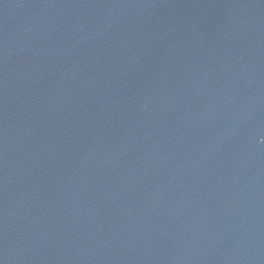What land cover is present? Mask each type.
<instances>
[{"label": "water", "instance_id": "obj_1", "mask_svg": "<svg viewBox=\"0 0 264 264\" xmlns=\"http://www.w3.org/2000/svg\"><path fill=\"white\" fill-rule=\"evenodd\" d=\"M0 264H264V0H0Z\"/></svg>", "mask_w": 264, "mask_h": 264}]
</instances>
